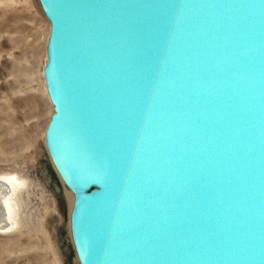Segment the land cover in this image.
I'll list each match as a JSON object with an SVG mask.
<instances>
[{
  "label": "water",
  "instance_id": "1",
  "mask_svg": "<svg viewBox=\"0 0 264 264\" xmlns=\"http://www.w3.org/2000/svg\"><path fill=\"white\" fill-rule=\"evenodd\" d=\"M38 1L79 264H264V0Z\"/></svg>",
  "mask_w": 264,
  "mask_h": 264
},
{
  "label": "rangeland",
  "instance_id": "2",
  "mask_svg": "<svg viewBox=\"0 0 264 264\" xmlns=\"http://www.w3.org/2000/svg\"><path fill=\"white\" fill-rule=\"evenodd\" d=\"M48 28L38 0H0V177H22L16 223L0 231V264H79L70 190L45 145L54 113L43 76Z\"/></svg>",
  "mask_w": 264,
  "mask_h": 264
},
{
  "label": "bare ground",
  "instance_id": "3",
  "mask_svg": "<svg viewBox=\"0 0 264 264\" xmlns=\"http://www.w3.org/2000/svg\"><path fill=\"white\" fill-rule=\"evenodd\" d=\"M48 29H49V33H50V23H49ZM46 53H47V49H46ZM46 57H47V55H46ZM44 89H45V93L47 94V86H46L45 80H44ZM47 97H48V95H47ZM48 99H49V97H48ZM49 101H50V99H49ZM50 104H51V102H50ZM5 175H7V174H5ZM5 175H3V176H5ZM14 176L10 173V175L3 177V179H1L2 175L0 177V231H2V230L5 231V229L6 228L8 229V227L10 225L16 223L15 217H13V213L15 212V210H13V205L15 207L19 206V201H17L18 194H16V192H17L18 188H21L20 184H22V180L20 178H22V177H20V178L15 177L14 178ZM11 178H13L15 180H12ZM10 186H12V188ZM9 187L11 189H9ZM68 192L70 195L69 197L71 198L70 202H71V210H72L73 203H74V195L70 191H68ZM15 196L17 198H14Z\"/></svg>",
  "mask_w": 264,
  "mask_h": 264
}]
</instances>
